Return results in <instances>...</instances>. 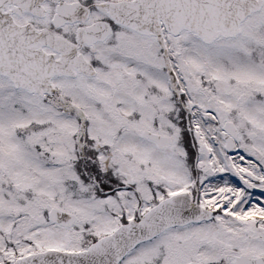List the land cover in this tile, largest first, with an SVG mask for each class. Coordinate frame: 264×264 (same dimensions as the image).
Wrapping results in <instances>:
<instances>
[{
  "label": "snow or ice",
  "instance_id": "1",
  "mask_svg": "<svg viewBox=\"0 0 264 264\" xmlns=\"http://www.w3.org/2000/svg\"><path fill=\"white\" fill-rule=\"evenodd\" d=\"M0 264H264V0H0Z\"/></svg>",
  "mask_w": 264,
  "mask_h": 264
}]
</instances>
